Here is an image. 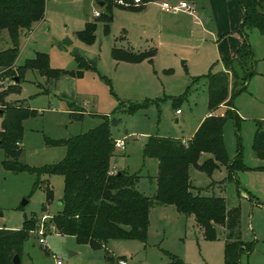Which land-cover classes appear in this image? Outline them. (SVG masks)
Segmentation results:
<instances>
[{
  "label": "rangeland",
  "instance_id": "rangeland-1",
  "mask_svg": "<svg viewBox=\"0 0 264 264\" xmlns=\"http://www.w3.org/2000/svg\"><path fill=\"white\" fill-rule=\"evenodd\" d=\"M104 1L114 5L107 29L104 21L94 15L95 11H102L98 2ZM160 1L132 8L120 7L115 0H46L44 20L20 36L16 63L22 65L36 52H45L49 65L62 73L53 88L45 76L28 69L18 82L19 91L5 97L6 101L20 100L37 112L23 121L21 145L17 146L21 149L19 164L41 167L58 162L65 156L66 148L48 145L45 139L86 132L97 127L105 115L116 120L110 125L113 139L126 138L125 150L116 148L111 164L141 175L137 189L148 196L154 193L157 159L143 155L145 143L150 136L193 135L208 111L204 75L221 69V62L214 56L206 57L205 66L200 62L195 36L161 32L152 21L154 12L144 9L146 6L154 10ZM89 21L95 22L94 37L85 42L77 32ZM253 32L256 33L250 34V41L255 48L257 73L247 89L235 96L234 104L243 113L239 130L243 160L264 165V157L259 159L251 149L255 123L264 119V36ZM158 37L168 40L169 45L159 48L155 42ZM127 44L141 48L152 45V62L114 59L113 49ZM9 45L7 32L2 30L0 50ZM150 49L147 47L146 51ZM79 59L88 67L80 66ZM73 104L85 110L82 118L70 116L68 109ZM230 110L222 102L215 113ZM1 122L0 116V130ZM223 129L231 155L237 142L232 120L228 119ZM210 156L202 153L198 163ZM4 159L8 158L0 146V227L21 228L25 218L36 214L34 226L22 245L20 264H57V260L60 264H106L107 252L117 264H172L175 257L184 264H224V228L216 226L217 238L205 239L193 216L177 212L173 205L155 204L149 208L143 241L110 239L101 248L92 249L71 235L57 233L49 220L62 208L63 176L7 170L2 165ZM188 174L194 194L222 196L227 209L240 207L241 238L249 241L255 237L258 241L252 259L242 254L239 264H264V207H251L246 197L239 196L235 182L226 179L223 166L210 175L190 166ZM260 199L264 201V196ZM24 200L26 203L21 205ZM40 237L44 244L38 241ZM121 255L124 257L118 259Z\"/></svg>",
  "mask_w": 264,
  "mask_h": 264
},
{
  "label": "trees",
  "instance_id": "trees-1",
  "mask_svg": "<svg viewBox=\"0 0 264 264\" xmlns=\"http://www.w3.org/2000/svg\"><path fill=\"white\" fill-rule=\"evenodd\" d=\"M142 1L147 3L154 0ZM239 3L243 17L237 32L242 41L236 56L223 60L222 70H209L204 75L207 79L208 115L189 139L156 135L150 136L145 143L143 155L158 160L157 174L154 176L156 188L148 196L136 187L141 175L126 170L110 172L115 151L110 125L116 120H109L105 115L97 127L86 132L63 139L46 138L48 145L66 148L65 156L58 162L41 167L18 163L21 149L17 148L16 142L21 140L23 121L37 112L20 100H5L9 93L19 91L14 78L18 77L20 81L26 70L32 69L55 84L62 71L49 65L45 52H36L33 58L27 59L22 65L16 63L20 35L44 20L46 0H0V33L6 30L10 43L9 47L0 50V146L9 159H4L2 165L15 172L31 171L63 176L62 208L49 220L57 233L71 235L78 243H85L92 249L101 248L110 239L143 241L147 235L149 208L155 204L173 205L177 212L193 216L205 239L217 238L216 226L224 228V264H239L242 254L249 255L253 251L255 240L241 238L240 207L227 209L222 196L194 194L188 174L190 166L208 175L223 166L227 170L226 179L237 185L236 172L248 169L242 161L239 134L242 118L235 111L233 99L246 90L248 80L256 73L257 59L248 41V32L257 29L264 34V0H239ZM113 6L104 1L98 15L104 21L105 29L112 18ZM94 29L95 22L89 21L77 32V36L85 42H91ZM154 54V49L137 52L121 48H114L112 53L114 59L129 62L144 59L152 62ZM78 61L80 66L88 67L83 60ZM64 72L75 73L72 70ZM222 102L231 110L216 114L215 110ZM69 110L70 116L75 119L82 118L84 114L74 104ZM228 119L233 120L237 137L236 153L232 158L228 156L223 137V127ZM252 149L257 157H264L262 122H258ZM202 153H209L211 157L198 163ZM47 196H51L50 188L47 189ZM35 221L36 214H33L24 219L21 228L0 227V264H13L12 259L16 254L21 257L23 242ZM123 257L118 256V259ZM105 259L106 264H117L108 252ZM172 264L184 263L175 257Z\"/></svg>",
  "mask_w": 264,
  "mask_h": 264
},
{
  "label": "crops",
  "instance_id": "crops-1",
  "mask_svg": "<svg viewBox=\"0 0 264 264\" xmlns=\"http://www.w3.org/2000/svg\"><path fill=\"white\" fill-rule=\"evenodd\" d=\"M168 1L176 2L178 0H168ZM187 1L191 3L193 10H194L193 13H190L188 11H181L177 14H170V13L163 11L160 8V6L157 4H155V8H152L154 10H151V8H146V6L144 7V9L146 12L147 11L150 13L151 11L154 12L153 13L154 16H152L153 17L152 21H154L156 26L158 25V28L162 30L161 32H163V34L174 35L177 32V34H182L181 36H186L190 38L195 36V39H194L196 41L195 48H197L196 53L199 55L200 62L205 66L206 57L209 56L211 58V56H214L216 57L217 61L221 62L220 70H222L223 69L222 61L225 59L235 57L237 48L241 44V41H242V37L237 32V29L243 17V9L239 3V0H187ZM150 2H153V1H150ZM99 6L102 8V5L99 4ZM32 30H33V27L30 31L21 33V35H26L30 33ZM253 31H258V30L252 29L248 32V41L254 52L255 48L253 47L250 41V34L252 33V35H254L253 33H256ZM257 33H259V31ZM259 34L264 36V34H261V33ZM155 42L159 48H161V46L163 45L164 46L169 45L168 40H165V38L161 39L160 37H158L157 41ZM119 47H122L121 49H127V50L138 52V51H146L147 47L150 49L153 46L148 45L146 48H141V47H134L132 45L127 44V45H121ZM256 73H257V69H256ZM254 75H252V77ZM251 78L248 80L246 84V89H247V86ZM52 86L54 88L55 84H52ZM233 105H234L235 111L238 113V115L243 120V115H242L243 113L241 112L240 108H238L234 104V99H233ZM78 107L82 109L85 113V110L83 108H81L80 106ZM68 111L70 113L69 109ZM207 115H208V111L205 117ZM258 122H262V128L264 129V119L256 121L255 128H253V136L257 129ZM233 126H234V123H233ZM223 132H224V129H223ZM169 137H172V136H169ZM189 138H182V139L186 140ZM252 140H253V137H252ZM224 142H225V139H224ZM236 144H235L234 153L229 155V152H228L229 147L225 142L226 150L230 158H232L236 153V146H237ZM251 149H252V141H251ZM252 152L253 154H255L253 149H252ZM259 159H262V158H259ZM242 161L245 164V166L248 167V169L237 171L235 174L238 195L246 197L250 201L251 207L257 206L259 208H263L264 201L261 200L260 198L264 196V165H257V164L253 165V164L245 163L243 160V156H242ZM157 164H158V160H157ZM111 168H114L117 171L119 170V168L116 167L115 164L113 165L111 164ZM252 240H255V245H256L258 240L255 237ZM262 243H264V241H262ZM254 250H255V246H254L253 251L249 255H247L248 258L252 259V254Z\"/></svg>",
  "mask_w": 264,
  "mask_h": 264
},
{
  "label": "built area",
  "instance_id": "built-area-1",
  "mask_svg": "<svg viewBox=\"0 0 264 264\" xmlns=\"http://www.w3.org/2000/svg\"><path fill=\"white\" fill-rule=\"evenodd\" d=\"M115 2L118 5L125 6V7L138 6L140 4H145V2H143L142 0H132V1H128V0H115ZM159 6H160V8L163 11H165L167 13H170V14H177V13H179L181 11H188L190 13H193L194 12L191 3L188 2L187 0H178L176 2H170L168 0H162V1H160ZM99 13L95 11L94 12V15L95 16H98ZM176 113H179V110H177ZM16 145L19 146V145H21V143L20 142H16ZM114 145H115V149L116 148H119L121 150H125V148H126V138H121V139L116 140L114 142ZM115 171L116 170L114 168H111L110 169V172H112V173L115 172ZM43 234H45V233H43ZM41 235H42V233H41ZM38 241L41 244H44L45 243L43 237H40L38 239ZM56 263L57 264H60V261L57 260Z\"/></svg>",
  "mask_w": 264,
  "mask_h": 264
},
{
  "label": "water",
  "instance_id": "water-1",
  "mask_svg": "<svg viewBox=\"0 0 264 264\" xmlns=\"http://www.w3.org/2000/svg\"><path fill=\"white\" fill-rule=\"evenodd\" d=\"M99 4L102 5L103 2H99ZM14 81L19 82V78H18V77H15V78H14ZM0 113H1V110H0ZM25 203H26V200H24V201L21 203V205H23V204H25ZM12 263H13V264H20V257H19L17 254L14 255V257H13V259H12Z\"/></svg>",
  "mask_w": 264,
  "mask_h": 264
}]
</instances>
